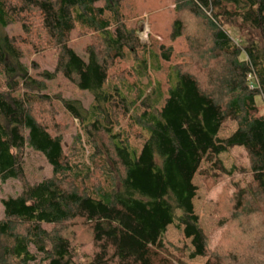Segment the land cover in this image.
Returning <instances> with one entry per match:
<instances>
[{
	"label": "trees",
	"instance_id": "trees-1",
	"mask_svg": "<svg viewBox=\"0 0 264 264\" xmlns=\"http://www.w3.org/2000/svg\"><path fill=\"white\" fill-rule=\"evenodd\" d=\"M144 1L0 0V30L22 29L0 32V182L23 184L1 199L0 264H186L164 243L171 224L191 240V259L264 264V0ZM159 4L173 20L147 45L129 21ZM74 34L91 38L86 55L71 46ZM180 38L187 46L172 64ZM24 45L55 48V70L24 61ZM57 74L92 94L89 107L57 97L93 142L88 159L66 151L55 113L37 111L53 107ZM228 121L237 128L220 138ZM234 147L248 154L252 179L220 200L225 230L213 251L193 179L232 174L219 156ZM28 149L50 176L26 178Z\"/></svg>",
	"mask_w": 264,
	"mask_h": 264
},
{
	"label": "rangeland",
	"instance_id": "rangeland-1",
	"mask_svg": "<svg viewBox=\"0 0 264 264\" xmlns=\"http://www.w3.org/2000/svg\"><path fill=\"white\" fill-rule=\"evenodd\" d=\"M148 3H150V0H145L142 4L146 5ZM152 5H154V3ZM172 20L173 14L159 4L151 9L143 8V13L129 22L138 29L137 35L140 41L149 45L150 42H152V38L161 41V37L157 35L158 33L166 38ZM1 31H7L9 34H22L20 23L10 24L7 29L0 30V32ZM74 35L75 36L73 37L71 46H73V48L80 55H86L85 47L88 43H90L91 38L89 36ZM171 44L174 45L173 60L171 63L176 64L181 61V57H178L177 54L186 49L187 44L184 38L177 39ZM23 48L26 55L24 61L29 64L32 61H35L39 65L40 69H48L52 72L55 70L57 59V50L55 48H49L41 52H36L30 45H24ZM152 63H155V65L159 63L161 65L159 60H153ZM164 66L165 64L163 67ZM164 75L163 70L161 73L153 71L152 80H163ZM147 80L148 79L145 78L143 82L147 83ZM49 85L48 93L52 97L53 107L51 105L48 107L45 105L37 108V111L40 115L46 117H51L52 114L55 113L56 119L54 121H56L55 123H58L61 130L60 132L64 135V145L66 151H69L72 155H74L76 160H81L83 155H85V159H88V156L91 155L93 151V142L87 143V140L89 141V139L82 133L80 121L67 113L62 105V101L57 97L79 99L85 107H89L91 101L93 100L91 92L79 89L73 83L68 81L62 74H57V76L49 82ZM122 122L124 128H127L129 125L128 118L122 119ZM132 128L136 129L137 125L132 126ZM236 128V122H226L222 130L219 132V137L226 138L230 136ZM131 131L132 130L130 129V133ZM97 141L101 148L105 151V144L107 142L102 140ZM219 158L226 169L233 171L232 174H226L216 170L220 177L215 181L212 177L204 175L203 172H197L193 179V183L198 188L196 196L193 199L194 210L199 217V225L208 238L209 248L213 251L219 244L225 230L224 226H218V221L222 213L219 211L220 200L226 194L232 195L236 189V185L244 187L252 179L250 171V158L243 147L231 148L220 154ZM210 165L211 163L204 161L201 164L200 169L204 171L207 167H210ZM25 172L28 180L39 181L51 175V168L43 156L28 149L25 158ZM213 172L214 171L211 173ZM22 186L23 184L19 179H9L4 183L0 182V219L3 217L1 199L10 195L15 196L19 194L22 190ZM80 232L81 230H79V233ZM80 236H83V233H80ZM163 239L170 252L173 253L174 256L181 258V260L186 264H205L208 260V257L201 256L193 259L189 258L188 248H191V240L184 236L182 227H178L176 224H171L167 227V231L165 232Z\"/></svg>",
	"mask_w": 264,
	"mask_h": 264
}]
</instances>
